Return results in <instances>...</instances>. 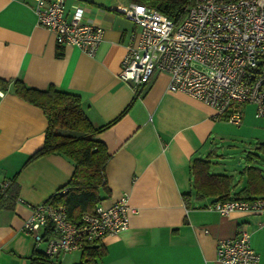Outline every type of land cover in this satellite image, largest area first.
<instances>
[{
	"label": "crops",
	"instance_id": "1",
	"mask_svg": "<svg viewBox=\"0 0 264 264\" xmlns=\"http://www.w3.org/2000/svg\"><path fill=\"white\" fill-rule=\"evenodd\" d=\"M132 2L65 1V17L81 8L84 18L104 31L95 55L89 56L77 47L57 45L53 33L37 23L32 0H0V79L78 95L93 127L116 119L96 135L109 154L108 192H100V202L107 205L124 197L128 223L99 242L105 254L97 264H222L219 240L241 231L250 236L257 264H264V213L222 216L210 208L218 196L196 197L191 171L193 160H208L212 174L232 176L226 198L264 196L262 165L254 160L236 169L214 160L215 138L224 120L194 97L170 92L168 72H156L139 95L118 76L127 46L139 37V27L123 15ZM46 125L41 108L0 84V182L18 186L11 207L0 208V264H31L34 250L43 253L45 243L36 245L23 231V222L31 206L46 201L74 171V163L61 154L31 158L43 146ZM250 167L260 176L249 172ZM81 251L50 262L79 264Z\"/></svg>",
	"mask_w": 264,
	"mask_h": 264
},
{
	"label": "built area",
	"instance_id": "2",
	"mask_svg": "<svg viewBox=\"0 0 264 264\" xmlns=\"http://www.w3.org/2000/svg\"><path fill=\"white\" fill-rule=\"evenodd\" d=\"M40 26L59 46H74L94 56L103 29L84 18L81 8L64 16L66 0H32ZM124 17L139 27L137 42L127 46L118 76L135 93L158 71L169 74L167 89L183 92L211 107L215 118L240 125L243 108L255 107L264 117V0H193L174 21L150 6L130 3ZM10 181L0 182L5 192ZM126 199L99 202L91 212L69 219L63 204L44 201L31 206L23 231L35 244L45 243L48 258L97 245L105 236L127 228ZM226 216L234 211L264 213V196L218 199L211 206ZM241 231L220 239L217 257L222 264H257L259 257Z\"/></svg>",
	"mask_w": 264,
	"mask_h": 264
},
{
	"label": "trees",
	"instance_id": "3",
	"mask_svg": "<svg viewBox=\"0 0 264 264\" xmlns=\"http://www.w3.org/2000/svg\"><path fill=\"white\" fill-rule=\"evenodd\" d=\"M133 2L155 8L176 21L183 16L185 8L191 5L193 0H133ZM57 55L61 56L62 53L57 51ZM0 84L4 89L11 87L15 95L41 108L47 119L43 146L31 158L56 153L74 163V171L68 182L47 201L54 205L63 204L69 219H77L83 213L91 212L102 200L100 192H108L105 166L109 154L96 135L116 119L105 125L93 127L83 113L80 97L76 94L61 91L54 86L44 90L28 87L19 79H0ZM129 105L118 117L125 113ZM248 170L260 176V172L253 167ZM191 171L197 198L218 196V199H226L232 176L212 174L209 161L204 159L193 160ZM17 192L18 186L14 182L10 183L5 192L0 191V208H10ZM104 254L105 249L101 243L88 245L81 251L79 264H97V260ZM30 260L31 264H51L50 258L37 250L32 252Z\"/></svg>",
	"mask_w": 264,
	"mask_h": 264
},
{
	"label": "rangeland",
	"instance_id": "4",
	"mask_svg": "<svg viewBox=\"0 0 264 264\" xmlns=\"http://www.w3.org/2000/svg\"><path fill=\"white\" fill-rule=\"evenodd\" d=\"M243 109L245 114L240 125L230 124L226 121L220 123L219 134L215 138L216 142L213 147L215 150L213 159L236 169L252 165L256 160L264 169V147H262L264 144V119L254 117L252 105Z\"/></svg>",
	"mask_w": 264,
	"mask_h": 264
}]
</instances>
